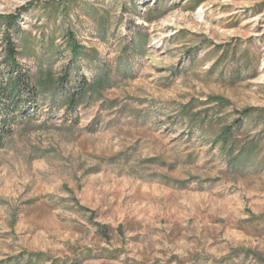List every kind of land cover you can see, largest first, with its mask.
<instances>
[{
	"label": "rangeland",
	"instance_id": "374dc122",
	"mask_svg": "<svg viewBox=\"0 0 264 264\" xmlns=\"http://www.w3.org/2000/svg\"><path fill=\"white\" fill-rule=\"evenodd\" d=\"M24 7L50 86L0 149V264H264V0H0Z\"/></svg>",
	"mask_w": 264,
	"mask_h": 264
},
{
	"label": "trees",
	"instance_id": "16d2710c",
	"mask_svg": "<svg viewBox=\"0 0 264 264\" xmlns=\"http://www.w3.org/2000/svg\"><path fill=\"white\" fill-rule=\"evenodd\" d=\"M24 10H26L25 7L16 13H0V149L6 146L18 126L35 116L34 110L38 108L41 90L42 88L47 90L50 86L38 78L36 72L23 61L26 54L36 53L34 44L29 42L30 38L25 35V31L19 23ZM148 14H151L150 10ZM146 20L151 21L152 18L147 15ZM99 26L102 33H106L104 17ZM67 32L70 52L73 57L78 58L84 54L83 48L69 28ZM138 35L145 39L144 33H138ZM136 37L132 38V44L142 47V41ZM91 57L95 58V55L92 54ZM66 82L67 80H65ZM93 87L94 85L88 81V91ZM210 100L226 102L220 96H211ZM257 110L259 109L255 107H247L239 111V116L234 119L233 124L223 128L220 134L212 140V143L225 149L236 128H240L244 120L252 117ZM242 154L238 153L233 157V160H238ZM97 225L101 232L107 233V225L100 223ZM243 253L249 254L248 251H243ZM35 257L41 259L44 255L43 253L29 254L28 261ZM255 258L264 263V257L255 254Z\"/></svg>",
	"mask_w": 264,
	"mask_h": 264
}]
</instances>
